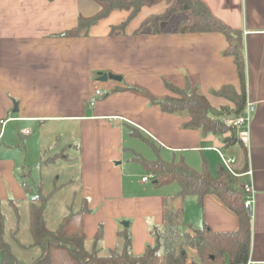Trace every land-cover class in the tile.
I'll use <instances>...</instances> for the list:
<instances>
[{
  "label": "crops",
  "instance_id": "0c3cea01",
  "mask_svg": "<svg viewBox=\"0 0 264 264\" xmlns=\"http://www.w3.org/2000/svg\"><path fill=\"white\" fill-rule=\"evenodd\" d=\"M100 1L0 0V142L12 122L29 127L48 122L74 123L78 127L82 182L89 200L84 198L94 211L83 218L84 246L90 250L101 227L98 248L103 256L104 251L121 247L117 237L120 219L128 221L135 256L154 244V238L148 236V229L154 226L180 225L181 221L185 227L205 226L213 232H235L238 228L235 214L218 199L206 196L200 206L195 196H176V184L147 190V182L138 183L143 192L158 193L139 197L132 181H121L122 177L134 176L124 174L128 164L138 165L132 160L133 153L138 152L124 146L126 134L149 146L154 157L155 151L166 161L182 158L194 170H200L203 162L212 170L220 165L218 149L237 159L235 171L240 174L245 151L246 172L251 171V176L245 172L237 179L239 186L251 180L255 191L248 258L264 264V0H200L223 26L241 35L245 104L249 101L255 105L249 144L242 146L243 150L224 147L223 137H202L198 131L185 129L186 118L165 114L150 103V99L169 94L164 86L168 83L179 89L198 88L215 109L233 108L232 102L212 94L224 86L240 93L233 58L223 55L227 47L224 36L133 31L123 36H57L75 27L78 17L88 18L99 12ZM102 1L105 4L107 0ZM94 71L121 75V82L140 85L151 96L126 91V86L115 81L92 80ZM98 89L105 97H95L91 107V96ZM14 103L17 113H13ZM6 147H0V203L10 196L25 200L19 184L12 179L16 160ZM196 153L200 160L193 155ZM124 187L133 189L126 197H122Z\"/></svg>",
  "mask_w": 264,
  "mask_h": 264
},
{
  "label": "trees",
  "instance_id": "16d2710c",
  "mask_svg": "<svg viewBox=\"0 0 264 264\" xmlns=\"http://www.w3.org/2000/svg\"><path fill=\"white\" fill-rule=\"evenodd\" d=\"M165 3L162 12L149 15L143 19L138 34L147 28L149 34H158L160 25L173 15L182 13L185 20L176 29L178 34L219 33L224 36L227 47L223 55L233 58L240 81V93L232 87L224 86L212 91L217 97L232 102L233 108H213L196 87L176 88L164 83L169 92L161 99H150L160 110L169 115L184 117L185 129L198 131L202 137H223L226 148L240 147L238 130L224 123L227 118H237L245 109V76L243 67L242 40L240 33L223 26L208 11L200 0H107L104 7L95 15L78 17L76 26L57 35L62 38H87L91 30L113 12H127V18L118 25L110 27L109 36L125 34V28L144 7ZM127 89V88H126ZM111 93V92H110ZM110 93H107L109 95ZM103 94L100 99H103ZM0 123V131H1ZM145 141V140H143ZM148 143V142H147ZM152 147V146H150ZM155 153L154 159H146L133 153L132 160L140 165L146 173H151L155 187L176 184V196L184 198L192 195L201 206L206 196L218 199L238 219L235 232H213L207 227L186 229L172 223L164 224L160 229L154 228V244L146 246L142 255L135 256L131 250L132 239L128 228L117 232L121 247L110 250L107 256L101 255L98 244L102 238V229L98 228L90 250L85 249L83 218L91 213L86 198H79L76 208H68L57 228L51 231L46 226L44 212L56 188L43 193L42 184L38 185L35 195L28 200V233L30 243L25 245L17 239L19 233V210L14 207L16 227L9 233L17 249L36 248L39 254L25 261L11 252L12 241L6 240V218L0 214V264H239L247 260L250 247V219L244 208V193L237 178L231 177L223 167L218 165L212 170L206 162L200 170H194L185 164L182 158L166 161ZM243 166L240 174L247 170L244 151ZM57 158V157H55ZM53 160V159H52ZM54 162L48 161L47 163ZM46 163V162H45ZM27 194H31L28 183H22ZM71 207V206H70ZM13 246V247H14ZM15 250V249H14Z\"/></svg>",
  "mask_w": 264,
  "mask_h": 264
},
{
  "label": "rangeland",
  "instance_id": "374dc122",
  "mask_svg": "<svg viewBox=\"0 0 264 264\" xmlns=\"http://www.w3.org/2000/svg\"><path fill=\"white\" fill-rule=\"evenodd\" d=\"M100 3L103 8L104 2L101 0ZM165 5V3H161L152 7L142 8L140 13L125 28V34L139 29L141 22L145 17L162 12ZM127 15V12L116 11L111 13L108 18L99 22L92 29L91 35H93V37L107 35L110 27L118 25L126 20ZM185 18V15L182 13L173 15L167 22L160 25V33L166 35L176 32L179 23L185 20ZM139 33L145 34L149 33V31L147 28H144L141 29ZM114 36L121 35L115 34ZM107 74L122 77L121 75L114 74L110 71H108ZM99 75V72L94 71L90 77L92 80H97ZM119 83L126 86V91L142 93V95H150L145 88L136 85L135 83L127 84L125 80L118 82V84ZM95 99L94 96H91V101H94ZM87 113L89 114L90 111H87ZM25 129L28 130L26 134L24 132ZM126 140V144L124 145L126 148H133L146 159L155 158L149 146H146L138 140L131 139L127 134ZM79 141V129L74 123L48 122L29 127V125H18L17 123L12 122L7 125L5 136L0 142V147H3L4 145L10 147L11 151H7L11 152L14 156L12 159L14 161L16 160L14 169L11 170L13 176L12 179L19 184L25 196V200L13 199L10 196L9 200H4L0 203V213L6 218L5 226L7 241H12L9 233L14 231L16 227L14 207H17L19 210V233L17 234V239L25 245L30 243V236L28 233V200L35 195L38 185L42 184L43 193H49L52 189L56 188L44 212L46 226L51 231H54L57 228L62 216L67 212L68 208H76L79 204V198L86 197L84 195L82 182L83 178L79 157ZM8 147H6V149ZM203 153V155H207V153ZM193 155H196L195 157H197L198 160L201 159L199 153ZM48 161L54 162L47 163ZM217 162L218 161H215V164ZM209 163L211 164L212 162ZM115 164L118 167L120 166L119 161H116ZM196 166H198V163ZM198 168L199 167H195L196 170H199ZM124 174L134 175L129 179L122 177L121 181H132L134 183L133 187L135 186L139 189V191H136V194L139 197L158 195L157 192L145 193L139 186H137L138 183L141 184V178L147 174L138 165L128 164V166L125 167ZM22 183H28L31 194H27L24 191ZM174 187L176 186L174 185ZM144 188L149 190L155 189L156 187L153 186L151 180H148ZM132 190V188L127 189L124 187L122 190V197L128 196ZM86 198L89 200L88 197ZM90 214H94V211L92 210ZM123 222L128 221L123 219L117 221V226L120 230L123 228ZM179 222L181 223L180 225H182V228L186 229L184 222ZM180 225L178 226L180 227ZM153 228L160 229L161 227L154 226L148 229V236L152 239L154 238L152 235ZM89 242H91V240H88V243ZM10 243L12 246L11 252L16 257L25 261H29L39 254V251L36 248L17 249L14 246L13 241ZM89 247L90 244L88 245V248ZM108 253L109 251H104L103 254L104 256H107Z\"/></svg>",
  "mask_w": 264,
  "mask_h": 264
},
{
  "label": "built area",
  "instance_id": "2783aa9c",
  "mask_svg": "<svg viewBox=\"0 0 264 264\" xmlns=\"http://www.w3.org/2000/svg\"><path fill=\"white\" fill-rule=\"evenodd\" d=\"M104 93L101 90L94 91V94L92 96L94 97H100ZM95 103L94 101L89 102V106H93ZM255 111V105L251 102H246L244 113L237 118H227L224 120V123L228 126H232L238 130V140L239 143L244 147H248L249 144V129H250V120L251 116ZM10 120V119H9ZM3 126V125H2ZM1 126V129H2ZM216 153L218 154L221 166L227 172L231 177L237 178L240 177V174H238L235 171V166L237 163V159L233 156H228L226 154H223L218 149H215ZM244 175L251 176V171H247ZM153 178V175L151 173H147L146 176H143L141 178V182L145 183L148 182V180H151ZM241 190L244 193V201H243V208L248 216V218L251 220L254 215V201H255V191L252 185L251 180L249 182L243 183L240 186ZM239 264H256V262L252 261L250 258H247V260L240 262Z\"/></svg>",
  "mask_w": 264,
  "mask_h": 264
},
{
  "label": "water",
  "instance_id": "95a60500",
  "mask_svg": "<svg viewBox=\"0 0 264 264\" xmlns=\"http://www.w3.org/2000/svg\"><path fill=\"white\" fill-rule=\"evenodd\" d=\"M97 80L99 82H107L108 80L120 82L122 80V77L116 76V75H112V74L103 73V74L99 75ZM17 111H18L17 104L14 103L13 113H17ZM122 225H123L124 228H127L128 223L127 222H123Z\"/></svg>",
  "mask_w": 264,
  "mask_h": 264
}]
</instances>
